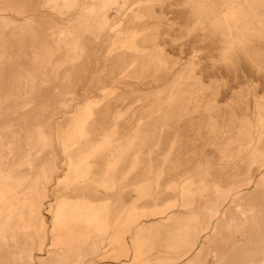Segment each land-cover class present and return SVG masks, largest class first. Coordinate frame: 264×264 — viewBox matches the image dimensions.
<instances>
[{
  "label": "rangeland",
  "instance_id": "374dc122",
  "mask_svg": "<svg viewBox=\"0 0 264 264\" xmlns=\"http://www.w3.org/2000/svg\"><path fill=\"white\" fill-rule=\"evenodd\" d=\"M235 193L263 237L264 0H0V264H261Z\"/></svg>",
  "mask_w": 264,
  "mask_h": 264
},
{
  "label": "bare ground",
  "instance_id": "6f19581e",
  "mask_svg": "<svg viewBox=\"0 0 264 264\" xmlns=\"http://www.w3.org/2000/svg\"><path fill=\"white\" fill-rule=\"evenodd\" d=\"M75 144V143H74ZM63 145V143H62ZM64 146V145H63ZM73 146H71L72 148ZM77 169H78V165H72L71 168H70V172L71 173H74L76 174L77 172ZM3 184V183H2ZM8 185V183L6 184ZM5 187V185H4ZM11 187V185H10ZM13 187V185H12ZM5 190V189H4ZM239 193H235L233 194L231 197H230V200H229V207H232L233 208V213L235 215L234 218H231L230 219V224L227 225L225 228L226 230L228 231L229 233V236L233 235L234 233L238 232V231H245L247 232L248 236H249V239L252 241V242H260L264 244V240H263V237L261 236V231H260V221L256 218L257 216L254 215V209L253 207H249V206H246L245 203H243L242 201L239 200ZM242 197V195H241ZM243 198V197H242ZM251 206V205H250ZM10 209V208H9ZM4 210V209H3ZM227 213H230L228 208L225 210ZM231 214V213H230ZM263 214V213H262ZM264 217V216H262ZM261 217V218H262ZM230 218V217H229ZM264 219V218H263ZM262 221V219H260ZM69 223V222H68ZM264 224V222H263ZM263 226V225H261ZM83 227V226H82ZM86 228V227H85ZM262 228V227H261ZM81 229V228H80ZM83 229V228H82ZM71 230V229H70ZM264 230V229H263ZM76 231V230H75ZM85 231V229L83 230ZM81 230V232H83ZM73 232V231H72ZM77 232V231H76ZM264 232V231H263ZM80 233V231H79ZM78 233H76L77 235ZM81 234V233H80ZM246 234V235H247ZM73 235H75L73 233ZM75 235V236H76ZM81 236V235H79ZM84 236V235H83ZM212 236H213V239L215 241H218V242H221V243H225V241L222 240V237H221V232L218 231L216 228H213L212 230ZM68 237V236H67ZM66 237V238H67ZM78 237V236H76ZM61 238V237H60ZM65 238V237H63ZM79 238V237H78ZM78 238H75V239H78ZM74 239V240H75ZM68 240H71V239H68ZM229 240V239H228ZM227 240V241H228ZM64 241V240H63ZM73 241V240H72ZM78 243V242H77ZM68 244V243H67ZM73 244V242H72ZM65 246V244H64ZM73 246V245H72ZM263 246V245H262ZM67 247V246H66ZM69 247V246H68ZM74 247V246H73ZM261 250L260 252V255H261V264H264V246L261 247ZM68 251V250H67ZM71 251V250H70ZM67 253V252H66ZM23 255V254H22Z\"/></svg>",
  "mask_w": 264,
  "mask_h": 264
}]
</instances>
